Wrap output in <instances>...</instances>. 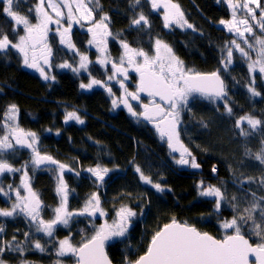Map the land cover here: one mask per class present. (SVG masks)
Returning a JSON list of instances; mask_svg holds the SVG:
<instances>
[{"label": "trees", "instance_id": "1", "mask_svg": "<svg viewBox=\"0 0 264 264\" xmlns=\"http://www.w3.org/2000/svg\"><path fill=\"white\" fill-rule=\"evenodd\" d=\"M36 2L19 0L14 10L21 15L33 16L29 9ZM172 2L180 5L187 21L195 26L194 29L166 28L161 11L152 10L147 0H142V7L137 6L135 9L131 0H99L100 10H95V13L97 17L104 14L110 17L109 28L113 36L109 48L114 58L119 59L122 53L118 45L120 40L153 54L155 39L159 38L171 46L174 54L194 71L209 73L221 68V49L233 40L231 34L218 26L221 20H228L232 15L226 0ZM3 6L0 3V28L8 34L10 40L16 42V36L11 31L14 25L3 13ZM141 11L148 17L151 28L142 31L131 29V20ZM19 34L24 33L20 31ZM81 49L84 53L88 52L85 47ZM69 60L75 64L77 57L61 49L56 61L62 63ZM92 71L103 72L97 67H93ZM221 75L226 82L227 103L232 108V114L225 111L223 100L214 102L205 97L194 99L189 104L191 111L185 109L181 113L180 139L200 164L201 169L198 170L177 165L175 159L178 157L171 153L166 141L151 124L134 120L126 111H117L108 95L99 92L90 94L81 88L84 74L59 70L56 75L59 78V89L54 91L49 85H44L36 74L24 68L21 54L11 47L0 53V127L3 123L2 113L8 105L16 104L20 125L36 132L45 150L50 149L51 154L60 162L79 172V176L70 171L64 175L69 188L74 190L68 198L71 209H80L91 193L99 192L101 207L107 213L102 220L111 223L115 216L114 208L118 209L125 204L138 213L125 237L107 243L111 260L115 264H124L125 257L135 260L144 254L155 231L173 218L195 226L202 232H209L218 239L231 234L232 230H225L222 224L237 213L225 203L216 212L215 198L198 196L197 185L201 181L205 186L210 184L226 189L229 199L236 196L241 212L248 207L244 199L246 193L255 192L257 196H264V191L255 182L251 185L245 183L242 190L234 178V174L257 179L264 176V166L245 155L246 149L253 153L259 151L264 133L258 128L253 135L243 137L236 127V121L243 116L251 115L264 121V82L260 78L257 80L255 87L260 95L252 96L248 90L250 73L247 64L237 55L233 65L227 72L221 70ZM69 109L82 112L84 123L75 121L66 124L63 118ZM246 126L244 129L248 130ZM260 128H264V124ZM48 130L51 133H47ZM19 151L12 157L16 167H20L28 157V151ZM97 164L117 169L109 173L102 187H98L94 180L90 181L91 176L85 171ZM136 166L153 183L161 184L165 191L158 192L141 181L135 171ZM213 168L216 169L215 173L212 172ZM28 171L42 175V178L37 177L41 179L37 188L40 190L42 186L41 196L45 208L58 206L56 173H49L46 168L35 171L29 168ZM14 220L10 221L8 235L10 239L15 235L18 241H22L29 226L24 219H18L24 223L22 226H18ZM89 223L90 220L84 216L77 217L70 228L59 229L60 236L71 235L73 243L78 245L83 235L93 234ZM99 223L100 219L94 221L96 227L100 226ZM242 232L253 244L257 243L256 237L248 235L247 228H243ZM4 258L11 260L12 264L28 258L40 264H55L58 260L56 246L45 253L31 252L29 255H10ZM62 259L74 264L73 257Z\"/></svg>", "mask_w": 264, "mask_h": 264}, {"label": "snow or ice", "instance_id": "2", "mask_svg": "<svg viewBox=\"0 0 264 264\" xmlns=\"http://www.w3.org/2000/svg\"><path fill=\"white\" fill-rule=\"evenodd\" d=\"M152 10L163 9V23L166 28L178 26L180 28L194 29V25L189 23L181 10L180 5L172 0H147ZM232 9L229 20H221V25H226L229 32L241 38L238 43L236 39L227 42L221 49V68L209 73H201L192 69H185L181 61L173 52L171 46L159 38L154 42V55H149L142 48L131 47L124 40L119 44L122 53L119 63L112 59L108 50V37L113 36L109 28L110 17L107 14L95 19V10H100L99 0H37L36 4L29 9V13L34 15L35 23L28 16L21 15L14 10V5H19V0H0L3 6V13L14 25L11 29L16 36V42L9 39L7 33L0 28V53H4L10 47L22 54L23 65L37 69L45 80H55L54 76H49L44 66H51L52 49L48 44V34L50 26L55 25V32L59 36V42L69 49L78 52L72 42L71 33L73 24L84 26V22L91 23L88 31L92 34V39L88 41L90 45H95L100 56L97 62L107 66L109 63L113 69V75L108 76L110 81L116 78L117 74H122L123 78L128 77V68H133L139 73V83L136 91L129 92L124 86V79L119 83L124 89V95L112 100L114 107L119 103L124 104L129 113L134 117H143L152 122L160 137L166 138L171 152H179V159L175 160L177 165H188L191 168L199 169L201 166L196 162L195 156L183 144L180 139L181 113L189 107L190 98L196 94L212 101L223 100L225 111L232 114V108L227 103V86L221 77V70L227 72L233 64L234 51L247 61L250 83L248 86L252 96H259L260 93L255 88V78L257 72L264 81V6L260 0H226ZM132 7H142V0H131ZM91 5V6H90ZM254 5V7H253ZM257 9L260 10L257 16ZM243 12L245 18L238 19L237 12ZM66 21V26H65ZM131 29L142 31L151 28L148 17L141 11L130 22ZM23 31V35H20ZM119 35V34H117ZM242 44L244 46H242ZM253 54L255 59H253ZM91 63L86 55L80 54L79 67L73 68L74 72L80 69H87ZM127 64L128 67L124 65ZM43 65V66H42ZM60 67L72 68L70 64H62ZM104 82L92 79L88 84H81V88L91 89L93 85ZM107 87V84H104ZM112 95V89L107 88ZM140 93H147L151 99V104L141 101L142 112L134 111L129 100L140 101ZM19 108L16 104H10L3 117V131L0 135V175L5 173H22L20 185L13 187L8 185L5 191L0 186V193L11 201L10 193H15L14 202L10 208H0V217L14 218L23 215L28 219L29 232H25L24 241H18L13 235L9 241H4L0 237V264H6L4 253L13 252L23 255L29 248L46 252L47 248L42 245L39 239H33L36 233H43L46 237L52 238L48 243L56 244V255L58 257L70 256L74 258V264H112V260L105 251V245L109 241L125 237L132 226L133 219L138 213L128 205H122L118 209L114 208L115 216L111 223L104 221L99 227L93 226V234L83 235L81 242L74 245L71 238L56 241L54 233L58 226L70 228L72 221L79 216H86L93 222L97 214L101 217L107 213L101 207L99 192L91 193L84 201L83 206L78 210H69L68 198L73 189L69 188L64 179L65 171L79 172L68 165L60 163L48 154H42L39 150V138L35 132L25 131L18 123ZM76 120L83 124L84 120L75 112H68L65 122ZM247 122L248 130L241 125ZM264 121L256 119L251 115L240 117L236 121V127L240 129V135L249 137L259 130L264 133V128H260ZM20 148L31 150L30 159L20 167H14L5 158V153H14ZM245 155L252 157L264 166V139L261 140V147L258 152L253 153L250 149L245 150ZM29 166L33 171L47 168L52 170L55 166L56 186L55 193L59 197V204L52 208L53 216L45 220L42 209L45 207L40 199V195L32 187L29 176ZM115 168L102 167L97 164L95 167L85 169L94 178V183L102 187L105 177ZM139 178L144 183L151 185L158 192H164L165 188L159 183H153L149 176L144 175L139 166L135 167ZM215 173L216 169L213 168ZM236 182L241 186L245 183L251 185L254 182L264 191V176L260 178L250 176H236ZM198 196L215 198V211L219 212L222 203L228 204L236 213L231 220H225L222 227L225 230L231 229L232 234H225L222 239H217L207 232H201L196 227L189 224L179 223L173 218L171 223L164 224L162 228L151 236L147 250L137 259L131 260L125 257L124 264H264V196H257L255 192L246 193L244 199L248 207L243 211L239 209L236 201L237 197L229 199L226 189L215 185L205 186L201 181L198 185ZM21 189L26 194H21ZM130 195V194H129ZM251 199L248 200V196ZM50 207V206H49ZM139 215H143L140 213ZM257 216L259 220H257ZM247 228V233L257 239L253 245L242 232ZM5 228L0 225V234ZM83 232V230H81ZM254 257V260L250 259ZM21 264H31L28 261H21ZM56 264H62L57 260Z\"/></svg>", "mask_w": 264, "mask_h": 264}, {"label": "flooded vegetation", "instance_id": "3", "mask_svg": "<svg viewBox=\"0 0 264 264\" xmlns=\"http://www.w3.org/2000/svg\"><path fill=\"white\" fill-rule=\"evenodd\" d=\"M101 16H103V15H101ZM101 16L100 17H97L96 16V13H95V19L96 20H99L101 18ZM65 26H66V24H65ZM55 27H56L55 25H51L50 26L51 30L49 31V34H48V44H49V46L52 49L51 66L50 67L49 66H44L45 71L47 72V74L49 76H54L55 77V80H51V79L45 80L43 78V76L40 74V72L37 69H33V68H29V67L26 68L23 65L24 68L27 71H29L30 73L36 74L41 79V81H42V83L44 85L45 84L49 85L52 89H54V91H56L57 89H59V85H58L59 84V78L56 76L59 73V70H61V71L62 70H67V71H71L72 73L79 74V75L84 74L85 76L81 80L80 85L82 83L83 84H88V83L91 82L92 79H96V80H100V81L104 82L102 84L93 85V87L91 89H85V88H83L87 92H89L90 94L98 93L99 92L101 94L108 95V97L110 98L111 101L113 99L119 100V98H121L124 95V89L121 87V85L119 83V80L120 79H124V78H123L122 74H117L116 75V78H114V79H112L110 81L107 79L108 76H112L114 74L113 73L112 66H111L110 63L107 66H104V65H101V64H99L97 62V60H98L97 53L93 49H90V47L88 46V43H87L89 41V39H90V34L88 32H86V31L82 30L81 28H78L76 26H73L72 27V33H71V39H72V42L75 44L76 49L78 50V52L74 50V55L77 57V60H76V63L75 64L73 63L72 60H69V63L68 62L61 63V62H57L56 61L57 54L59 53V51L61 49H64V50L66 49V50H68L72 54H73V52H71L70 51L71 49L67 48L65 45L60 44V42H59V36L55 32ZM77 33H80V34L77 35ZM110 38H111V36L108 37V48H109ZM118 45H120V44H118ZM81 47H85V51H88V52L87 53H84V52L80 51ZM109 53L114 58V56L112 55V52L110 51V48H109ZM80 54L86 55L88 57L89 61H91V63L89 64V66L87 68V71L74 72L73 71V68H77L79 66L77 64L79 62V55ZM114 60H116V62L119 63V59L115 58ZM65 63L72 65V68L60 67V65L65 64ZM124 66L125 67H128L127 64H125ZM93 67H97L98 69H101L103 72L102 73L93 72L92 71L93 70ZM186 67L187 66L184 64V68L185 69H186ZM105 83L107 84V87L104 86ZM138 83H139V73H137L133 68H128V77L126 79H124V86L128 89L129 92H134V91H136V88H137ZM107 88H111L112 89V93H114V95L110 94L108 92ZM140 97H141V100L140 101H134V100H131V99L129 100V102L132 104V107H133L134 111H136L137 113H140V112L143 111L142 107L140 106L141 105V101L143 103H145V104H151V99H150L149 96L140 95ZM200 97L201 96H199L198 94H196L194 98H190L189 104L194 99H197V98H200ZM115 108H116L117 111H126L127 112V115L130 116L131 118H133L136 121H144L145 123H149V124L155 126L152 122L147 121L142 116L139 117V118L132 116L131 113H129L127 107L124 104H122V103H119V105L116 106ZM66 111H67V113L68 112H73V110H71V109H69V111L68 110H66ZM77 111H75V112L81 118L83 116L82 115V112H80L79 110H77ZM65 115H66V112H65ZM72 122H74V120H72ZM23 129L26 130V131H28V129H26L24 127H23ZM155 131H156L157 134H159L158 131H157V129H156V127H155ZM57 133L58 132H56V134ZM50 147H52V146H50ZM45 149L46 148L44 147V145H42V143H41V141L39 139V150L41 151V153L42 154H45L46 153V154L52 156L55 160L59 161L53 154H51V150L50 149H47V150H45ZM17 150H18V146H17ZM9 155H11V151L9 152ZM6 159L8 160V158H6ZM10 161L8 160L9 163H11L14 167H16L12 163V161L11 162ZM25 162H26V159L23 160V162L21 163V165L24 164ZM60 163H63V162H60ZM63 164L68 165L66 163H63ZM42 169H45V168H42ZM47 170L50 171L49 169H47ZM52 170H55V166H52ZM66 172L68 173L69 171L66 170L65 173ZM29 176L31 177V183H32L33 189L39 193L40 199L42 201V196H41L42 186H40V190L37 188V187H39L38 186V182H40V180H41V179H37V177L42 178V175H37L35 173H29ZM21 178H22V173H19V172H17V173H5L3 175H0V186H3L4 189H5V191H7L8 190V185H12L13 187H16V186L20 185ZM33 181H35V182H33ZM41 182H43V179H42ZM40 184H42V183H40ZM21 194L22 195L26 194L23 189H21ZM10 195L12 196V200L11 201L8 199V197H5L2 193H0V208H10L11 207V203L14 202L15 193L14 192L13 193H10ZM44 208L45 207H43V209H42L43 218L45 220L51 219L52 216H53L52 209H48V208H45L44 209ZM53 208H55V207H53ZM84 217L86 219H89L86 216H84ZM12 219H15L14 221H15V223L18 226L24 225V223H20L18 219H24L25 223H27L28 226H29L28 219L25 218L23 215H19V216H16L14 218L0 217V225H3V227L5 228L4 233L0 234V237H2L4 241L11 240L8 234H9V229H10V221ZM102 222H103V220H102ZM102 222H101V224H102ZM60 228L61 229H65V227H63V226H58L57 229H56V231H55V233H54V235L57 234V233L60 234L59 233V229ZM44 236L45 235L43 233H37V237L34 236L33 239H39L40 243L43 244V242H44V240H43L44 239ZM62 238H64V237H61L60 235H58L55 238V240L58 241V240H61ZM46 239L47 240H50L52 238L46 237ZM4 260L6 261V264H12L8 259L4 258ZM62 264H65V263H62ZM67 264H69V263H67Z\"/></svg>", "mask_w": 264, "mask_h": 264}, {"label": "rangeland", "instance_id": "4", "mask_svg": "<svg viewBox=\"0 0 264 264\" xmlns=\"http://www.w3.org/2000/svg\"><path fill=\"white\" fill-rule=\"evenodd\" d=\"M243 2V1H242ZM260 3H261V5L262 6H264V0H260ZM91 6V5H90ZM253 7H254V5H253ZM159 11H161V13H162V16H163V9L161 8V9H159ZM259 14H260V10L259 9H257V16H259ZM231 18V17H230ZM229 18V19H230ZM237 18L238 19H243V18H245L244 17V15H243V12H241V11H238L237 12ZM29 19H31L32 20V22L33 23H35V19H34V15L33 16H29ZM228 19V20H229ZM65 24H66V21H65ZM73 26H76V27H78V28H81L82 30H84V31H86V32H88L89 34H90V39L89 40H91V38H92V34L88 31V28L89 27H91V23L90 22H88V21H85L84 22V26L83 27H81L79 24H73ZM218 26H220V27H222V28H224L229 34H231L232 36H233V39H236L237 40V42L239 43L240 42V40H241V38H239V37H237L234 33H232V32H229L228 30H227V27H226V25H221L220 23L218 24ZM174 27H178V26H173V27H171V28H174ZM178 28H180V27H178ZM182 29H184V28H182ZM88 43V42H87ZM88 46L90 47V49H93L96 53H97V57H99L100 56V53H99V51H98V49L96 48V46L93 44V45H90L89 43H88ZM242 46H244L243 44H242ZM108 50H109V48H108ZM71 52H73L74 53V50L73 49H71L70 50ZM149 55H154V52H153V54H149ZM239 56V58H241V59H243L244 60V62L247 64V61L244 59V58H242L241 56H240V54H239V52H235L234 51V57L235 56ZM21 56H22V54H21ZM110 56H111V54H110ZM79 57H80V55H79ZM111 58L112 59H115V58H113L112 56H111ZM253 59H255V55L253 54ZM233 60H234V58H233ZM63 63V62H62ZM69 63V62H68ZM90 64V63H89ZM89 64H88V66H89ZM183 64H184V62H183ZM77 65H79V62H78V64ZM233 65V64H232ZM231 65V66H232ZM25 66V65H24ZM26 68H27V66H25ZM79 67V66H78ZM88 68V67H87ZM186 69H191V68H189V67H186ZM83 71H87V69L85 70V69H80V71L79 72H83ZM250 76H251V74H250ZM260 78V80H262L261 79V76H260V74L257 72V74H256V78H255V85L254 86H256V84H257V80ZM261 82V81H260ZM262 82H264V81H262ZM256 88V87H255ZM256 91H257V89H256ZM4 113L5 112H3L2 113V120H3V117H4ZM66 116V115H65ZM20 115H19V113H18V123H19V126L21 127V128H23L21 125H20ZM255 118V117H254ZM257 119V118H256ZM63 121L65 122V117L63 118ZM76 120H74V122H75ZM69 122H71L72 123V120H69V121H67V122H65L66 124H68ZM247 125V122L245 121L242 125H241V127H245V126ZM152 127L155 129V126H153L152 125ZM247 127V126H246ZM260 127V126H259ZM0 129L2 130V131H0V135H3L4 134V131H3V123L1 124V127H0ZM26 131V130H25ZM28 131H31V130H28ZM31 132H34V131H31ZM51 131L50 130H48L47 131V133H50ZM38 136V135H37ZM163 140H165L166 141V143H167V140H166V138H164ZM186 146V145H185ZM20 147L18 146V150H16L14 153H12L11 152V155H9V153H5L4 155H5V158H8V160L10 161H12V157H15L14 156V154L15 153H19L20 151L19 150H26V151H28V157H27V159H26V161H28L29 159H30V155H31V150L30 149H28V148H20ZM171 151V150H170ZM172 154H174V155H176L178 158L177 159H179V152H171ZM176 160V159H175ZM10 161V162H11ZM196 162L198 163V161H197V159H196ZM180 166H183V167H186V168H190V169H195V168H191L190 166H188V165H180ZM29 168H31V166H29ZM32 169V168H31ZM199 169H201V167L199 168ZM196 170H198V169H196ZM49 173H55V171H49ZM90 174V173H89ZM111 174V173H110ZM90 176H91V174H90ZM108 176H109V174H108ZM108 176H106V177H108ZM105 177V178H106ZM34 179V178H33ZM91 180H94V178L91 176V179H90V181ZM33 182H35V181H33ZM72 204V203H71ZM72 205H74V206H76L75 204H72ZM68 207H69V210H76V209H71L70 208V203L68 202ZM80 217V216H79ZM105 217H101V216H99V214H97V217L96 218H94V220H93V222H91V223H89V226H90V228L92 227L93 228V224H94V221H96V219H100V223H99V225H101V221H102V219H104ZM76 219H77V217L74 219V221H76ZM112 222V221H111ZM94 226L96 227V224H94ZM30 230V229H29ZM29 230L27 231V232H29ZM231 234H232V232H231ZM58 235H60V234H55L54 235V237L56 238ZM36 237H37V233H36V235H35ZM69 237L71 238V235H69ZM69 237H64V238H62L61 240H63V239H65V238H69ZM48 239V238H47ZM46 239V236H44V242H43V244L42 245H45L46 246V248H47V251H49L53 246H56V244L55 243H48V241L49 240H47ZM22 241H24V240H22ZM59 241V240H58ZM71 242L73 243V241L71 240ZM109 242H111V241H109ZM74 244V243H73ZM75 245V244H74ZM46 251V252H47ZM31 252H39V253H42V252H40V251H38V250H32V249H28V250H26L24 253H23V255H29V254H31ZM45 253V252H44ZM10 255L11 256H14V257H19V256H22L21 254H19V253H13V252H5L4 253V256H7V257H10ZM3 256V257H4ZM67 257H69V256H67ZM63 257H58V259L59 260H63L62 259ZM10 262H12L11 260H9ZM26 261H28V262H31V264H40L39 262H37V261H32L31 260V258H28ZM62 263H65V264H67L66 262H64V261H61ZM17 264H21V262H19V263H17Z\"/></svg>", "mask_w": 264, "mask_h": 264}, {"label": "water", "instance_id": "5", "mask_svg": "<svg viewBox=\"0 0 264 264\" xmlns=\"http://www.w3.org/2000/svg\"><path fill=\"white\" fill-rule=\"evenodd\" d=\"M221 77H222V75H221ZM222 79H224L223 77H222ZM225 81V80H224ZM225 84H226V82H225ZM227 90V89H226ZM140 95H146V96H148V94L147 93H140ZM148 121V120H147ZM104 221L105 220H103V222L102 223H104ZM177 221V220H176ZM172 222V221H171ZM171 222H169V223H171ZM177 222H179V223H182V222H180V221H177ZM183 224V223H182ZM195 227V226H194ZM198 229V228H197ZM199 230V229H198ZM200 231V230H199ZM202 232V231H201ZM207 233H209V232H207ZM210 234V233H209ZM211 235V234H210ZM213 236V235H212ZM215 237V236H214ZM246 237V236H245ZM216 238V237H215ZM247 239H249L248 237H246ZM218 239V238H217ZM250 240V239H249ZM250 242H251V240H250ZM252 243V242H251ZM253 244V243H252ZM253 245H255V244H253ZM105 251L107 252V254H108V250H107V244L105 245ZM143 255V254H142ZM108 257L110 258V256H109V254H108ZM111 259V258H110ZM250 259H252V260H254V257H250ZM112 264H115L113 261H112Z\"/></svg>", "mask_w": 264, "mask_h": 264}]
</instances>
